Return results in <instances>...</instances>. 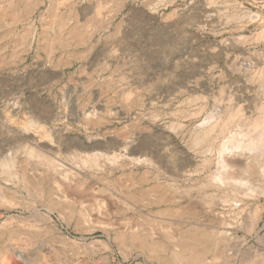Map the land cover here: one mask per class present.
<instances>
[{
	"label": "rangeland",
	"instance_id": "rangeland-1",
	"mask_svg": "<svg viewBox=\"0 0 264 264\" xmlns=\"http://www.w3.org/2000/svg\"><path fill=\"white\" fill-rule=\"evenodd\" d=\"M263 106L264 0H0V264H264Z\"/></svg>",
	"mask_w": 264,
	"mask_h": 264
},
{
	"label": "bare ground",
	"instance_id": "bare-ground-1",
	"mask_svg": "<svg viewBox=\"0 0 264 264\" xmlns=\"http://www.w3.org/2000/svg\"><path fill=\"white\" fill-rule=\"evenodd\" d=\"M206 122H207V120H206ZM251 128H252V130H251L252 133H250L248 135V138L245 139L243 142H240V140H239V141H235V142H226V143H223L221 145L220 150H219V152H220V156H219L220 157L219 158L220 170H218L219 172H216L215 175L211 177V179L209 181V183L211 182L210 184H214L217 188L221 189L222 187L224 188V185H226L228 183H236V182L239 183V182H241L242 180H241V178H239V175H238L239 170H241V169L244 170V167H241V165L246 166V172H248L249 174L258 171L259 174H261L264 177V106L261 110L260 118H258L257 120L254 121ZM144 161H149V160L145 159ZM263 193H264V191H263ZM222 200H224V199H222ZM50 228L53 232H57L58 230H60V229H58L57 225L52 223V222L50 223ZM136 230H137V228L135 229V231ZM142 234H144V233H142ZM187 236L188 235H186L185 238L184 237L181 238V242H183L182 243L183 245H181V243H180V245L182 247L183 246H185V247H183V249H182L178 245L180 247V249L179 250L176 249L177 253L175 252V258L180 260V261L185 259V261H188V264H197L200 261L201 256L197 252V250L193 248V246L199 240H198V238H196V235H194V236L189 235L190 237H187ZM199 236H201V235H199ZM122 238H124V236L120 237L121 240H123ZM126 239H127V237H126ZM131 239L134 243H137V245H139V246H144V247L153 246L152 248H150L152 250H156V248L158 246V245L155 246L156 243H158V242H156V243L155 242H147L145 240V238H143L142 236H140L137 233V231L135 234L134 233L132 234ZM159 246H160V244H159ZM192 248L194 251L192 250ZM186 249L191 250L189 258H186L185 254H184V251H186ZM14 256H17L18 258H23L22 254H19L15 251L14 252L13 251L12 252H10V251L6 252L5 260L7 261V264H9V262L12 259H15Z\"/></svg>",
	"mask_w": 264,
	"mask_h": 264
}]
</instances>
